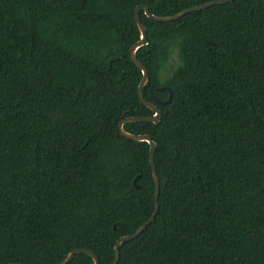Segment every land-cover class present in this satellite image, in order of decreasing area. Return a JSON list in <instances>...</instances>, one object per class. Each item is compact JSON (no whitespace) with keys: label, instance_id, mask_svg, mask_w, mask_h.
I'll list each match as a JSON object with an SVG mask.
<instances>
[{"label":"trees","instance_id":"obj_1","mask_svg":"<svg viewBox=\"0 0 264 264\" xmlns=\"http://www.w3.org/2000/svg\"><path fill=\"white\" fill-rule=\"evenodd\" d=\"M208 1L0 0V264H111L149 218V143L118 130L153 115L135 8ZM139 18L161 118L123 127L155 142L159 207L116 264H264V0Z\"/></svg>","mask_w":264,"mask_h":264},{"label":"water","instance_id":"obj_2","mask_svg":"<svg viewBox=\"0 0 264 264\" xmlns=\"http://www.w3.org/2000/svg\"><path fill=\"white\" fill-rule=\"evenodd\" d=\"M232 0H212V1H208L202 4H198V5H192L190 7H187L173 15H167V16H160V15H154L149 11L148 6L146 5H137L135 8V13H134V19L136 22V25L141 33V37L140 40L137 41L136 43H134L131 47H130V58L131 60L140 68L141 72H142V78L140 80V83L138 85L137 88V94H138V98L141 102L144 103V105H146V107H148L149 109H151L153 111V115L152 116H140V117H125L123 118L119 123H118V130L119 133L129 139L135 140V141H146L149 143V163L151 166V171H152V175H153V180H154V200H155V204H154V209L151 213V215L149 216V218L147 220H145L137 229L134 233L132 234H128V235H123L120 236L115 244H114V251H115V256H114V260L112 261L111 264H116L118 262L119 256H120V252H119V246L120 244L125 241V240H130L135 238L137 235H139L144 229L145 227L150 224L158 211V207H159V203H158V195H159V179H158V175L155 169V164H154V159H153V151H154V147H155V142L152 140V138L147 135V134H133L129 131H126L123 127V124L127 121H153V122H157L160 120L161 118V111L160 109L153 105L152 103L148 102L147 100H145L141 94V89L143 87V85L146 83L147 79H148V74H147V70L146 68L143 66V64L137 59L136 57V50L138 47L147 44V38H146V28L144 26V24L141 22L140 18H139V12L142 10L144 11L145 15H147V17H149L150 19L154 20V21H172L175 19L180 18L181 16L187 14L190 11L193 10H200V9H204L207 8L209 6L215 5V4H223L226 2H230ZM172 93L171 91H169V96L167 99L161 101V103H166L169 101L170 97H171ZM133 183L135 185V187H138V184H136L135 179L133 180ZM77 253H85L88 254L89 256L92 257L93 259V264H98V258L97 256L89 249H85V248H76L71 250L70 252L67 253V255L64 257V259L58 263L55 264H67L72 257L77 254ZM7 264H20V263H7Z\"/></svg>","mask_w":264,"mask_h":264},{"label":"rangeland","instance_id":"obj_3","mask_svg":"<svg viewBox=\"0 0 264 264\" xmlns=\"http://www.w3.org/2000/svg\"><path fill=\"white\" fill-rule=\"evenodd\" d=\"M173 59L176 60V57L174 56ZM174 60H171L172 65L175 63Z\"/></svg>","mask_w":264,"mask_h":264}]
</instances>
